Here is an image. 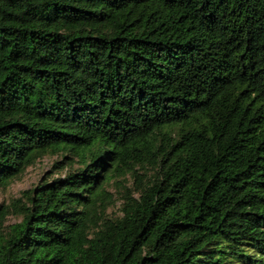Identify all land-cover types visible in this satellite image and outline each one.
Instances as JSON below:
<instances>
[{
  "label": "trees",
  "instance_id": "1",
  "mask_svg": "<svg viewBox=\"0 0 264 264\" xmlns=\"http://www.w3.org/2000/svg\"><path fill=\"white\" fill-rule=\"evenodd\" d=\"M47 156L0 264H264V0H0V187Z\"/></svg>",
  "mask_w": 264,
  "mask_h": 264
},
{
  "label": "rangeland",
  "instance_id": "2",
  "mask_svg": "<svg viewBox=\"0 0 264 264\" xmlns=\"http://www.w3.org/2000/svg\"><path fill=\"white\" fill-rule=\"evenodd\" d=\"M61 161L62 159L59 157L47 156L39 160L35 165L27 168L6 186L0 187V206L11 208L10 215L7 217L8 225L22 221V218L16 215V208L12 204L18 199H22L23 203H25L27 200L23 197L24 192L33 190L48 180L50 181L66 175L67 170H62L66 163L57 164ZM141 173L144 172L141 171ZM126 187L133 190L136 187V180L133 177H128ZM107 189L110 194L109 201L111 205L107 215L111 218L120 217L122 215L120 209L124 203L122 198L125 193L123 185L120 182H112Z\"/></svg>",
  "mask_w": 264,
  "mask_h": 264
}]
</instances>
